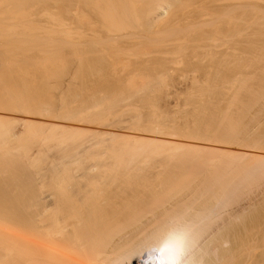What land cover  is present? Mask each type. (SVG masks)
I'll list each match as a JSON object with an SVG mask.
<instances>
[{
  "label": "bare ground",
  "instance_id": "obj_1",
  "mask_svg": "<svg viewBox=\"0 0 264 264\" xmlns=\"http://www.w3.org/2000/svg\"><path fill=\"white\" fill-rule=\"evenodd\" d=\"M216 1L0 0V109L102 126L132 112L122 133L0 116V264H141L176 214L204 264L264 263V234L259 258L245 246L263 214L240 231L247 211H231L250 185L264 187V14L252 0ZM190 16L212 27L194 30ZM170 49L186 56L183 75L199 72L185 76L176 109L162 100L163 76L175 74L162 54ZM49 151L57 157L47 165Z\"/></svg>",
  "mask_w": 264,
  "mask_h": 264
},
{
  "label": "rangeland",
  "instance_id": "obj_2",
  "mask_svg": "<svg viewBox=\"0 0 264 264\" xmlns=\"http://www.w3.org/2000/svg\"><path fill=\"white\" fill-rule=\"evenodd\" d=\"M219 1H220V0H219ZM219 1L217 0L216 3L218 2V3L220 4L221 2H219ZM227 1H228V0H226V2H227ZM229 1H230V0H229ZM232 1H233V0H232ZM239 1H240V0H239ZM246 1H247V0H246ZM249 1H250V0H249ZM253 1L255 2L254 4L258 6V7H257V10H258V11H256V12H257V13H260V12H261L262 14H264V13H263V12H264V11H263V9H264V7H263V6H264V0H252L251 2H253ZM218 3H217V4H218ZM235 3H237V1H235ZM219 4H218V5H219ZM221 4H222V3H221ZM223 4H224V2H223ZM261 7H262V8H261ZM259 9H260L261 11H260ZM54 11H56V10H54ZM221 11H222V8L219 10V12H221ZM259 11H260V12H259ZM256 12H255V14H256ZM223 13H224V11H223ZM223 13H222V14H223ZM261 13H260V14H261ZM39 14H41V15H40L41 17L43 16V14H42L41 12H40ZM260 14H258V15H260ZM217 15H218V14H217ZM206 16H207V15H206ZM206 16L204 15L202 18L205 19L204 17H206ZM218 16H220V15H218ZM43 17H44V16H43ZM190 17H191V18H192V17L194 18V16H190ZM190 17H189V19H190ZM195 17H196V16H195ZM207 17H209V19H210L211 16H207ZM257 17H259V16H257ZM193 18H192V19H193ZM202 18L200 17V19H201L200 21L203 22L204 25H202V23H199V22H198L199 20L196 21V19H198L197 17L194 18V20H193L194 22L196 21L195 23L192 22V21L190 20V23H191V22H192V24L194 23V25H192L191 28H193V26L196 28V26L198 25V23H199V26H197V27H202V28H204V27H206V28H207V27H209V28L212 27L211 22H208L209 24H207V23L205 22V20L202 21ZM211 18H212V17H211ZM260 18H261V17H260ZM209 19L207 18L206 21L209 20ZM244 19H245V18H244ZM244 19H243L242 21H245ZM210 20H211V19H210ZM210 20H209V21H210ZM242 21H241V22H242ZM69 22H71V23H70L71 26H74V25H75L73 21L70 20ZM186 22H189V21H186ZM190 23H188V24H190ZM205 23H206V24H205ZM200 24H201L202 26H201ZM210 24H211V26H209ZM190 25H191V24H190ZM205 25H208V26H205ZM195 28H193V29L195 30ZM199 29H201V28H199ZM199 29H198V30H199ZM196 31H197V29H196ZM248 31H249V30H248ZM216 41H217V40H216ZM220 41H223V40H220ZM220 41H217L218 45L216 44L217 47L214 46L215 49L218 48L219 45H220V47H221V45H223V44H226V46H227V43H229V41H227V43L223 41L224 43L222 42L223 44H220V43H219ZM212 44H214V43H212ZM229 45H231V42H230ZM212 46H213V45H211L210 47H212ZM224 46H225V45H224ZM210 47H209V46H208L207 48H206V47H203V49H207V51H208V50L210 51V49H211ZM227 47H229V46H227ZM227 47H226V49H227ZM201 48H202V47H201ZM224 48H225V47H224ZM215 49H214V51H217V50H215ZM218 49H219V48H218ZM221 49H222V47H221ZM221 49H219L218 51H220ZM170 50H171V49H170ZM170 50H167V52L164 51V53H163V51H162V54H165V55L167 56V55H169L170 52H171L170 56H168V57H170V59H171L170 63H172V65L169 64V66L172 67L175 71L173 72V69H171V68H169L168 70L171 69V70H170V73L173 72L172 74H174V73H175V74H174L173 76H167V75L163 76V77H167V78H165V79H168L167 82H168V84H170V86H169V85H168V86L166 85V90H167V92L170 91V93H168V94H169L168 97H167L168 94L165 95L166 97H164L162 100L165 99V100H164L165 103H167V105L170 104V107L173 105V106L171 107V108H173L175 105L178 104V105L180 106V104H181V102H180L181 99H180V98H181L182 95H183L182 92H184L183 90L187 87L186 84H188V82H189L188 80H186L188 77L186 78L185 76H187L188 74L193 73V72H195V74H197V73L199 74V72L196 73V71H193V72H192V71H189L190 73H188V71H186L187 74H184V75H183L182 73H184V70H182L183 68L180 70V67L183 66L182 64H184V66H185V63L181 62V60H182L181 58H183V57L179 56L180 51H177V50H176L177 52H175V49H174V50L172 49L173 51H172V50L170 51ZM212 50H213V48H212ZM224 50H225V49H224ZM173 52H174L175 54L178 53V55H177V54H176V55H173V54H174ZM203 52H204V54L206 53L205 51H203ZM152 53H153V52H152ZM152 53H151V54H152ZM154 53H155V52H154ZM154 53H153V54H154ZM157 53H158V56H157ZM157 53L154 54V55L157 56V57H163L162 54H160V52H157ZM181 54H182V52H181ZM204 54H203L202 56H205ZM207 54H208V53H207ZM207 54H206V56H207V58H209L208 56H210V55H207ZM165 55H164V56H165ZM182 55H183V54H182ZM155 56H154V57H155ZM166 56H165V57H166ZM172 56H173V58H172ZM174 56H175L177 59H176ZM177 56H178L179 58H178ZM185 57H186V56L184 55V58H185ZM192 57L194 58L195 61L198 59V57H196V56H195V57L192 56ZM200 57H201V56H199V59H200ZM184 58H183V59H184ZM193 58H192V59H193ZM195 58H196V59H195ZM211 58H212V57H210V59H211ZM175 59H176V60H175ZM178 59H179V60H178ZM210 59H209V60H210ZM212 59H213V58H212ZM172 60H173V62H172ZM174 60H175V61H174ZM177 60H178L179 64H181V65H179L178 62L176 63ZM200 60H202L201 62H204L203 59H202V57H201ZM204 60H207V59L204 58ZM183 61H185V60H183ZM210 61H211V60H210ZM180 62H181V63H180ZM208 62H209V61H206L205 63H208ZM173 63H175V65H174ZM209 63H211V62H209ZM176 64H178V65H176ZM173 65H174V66H173ZM205 65H206V64H204V67H205ZM207 65H208V64H207ZM179 66H180V67H179ZM174 67H175V68H174ZM176 68H179V69H176ZM176 70H178L177 72L180 73V76H178L179 73H177ZM179 70H180V71H179ZM182 71H183V72H182ZM168 73H169V71H168ZM176 73H177L178 75H177ZM166 74H167V73H166ZM181 74H182V76H181ZM169 75H170V74H169ZM163 77H162V79H164ZM169 77H171V78H169ZM178 77H180V79H179ZM176 78H177V79H176ZM160 79H161V78H160ZM165 79H164V80H165ZM181 79H182L183 81H182ZM169 81H171V82L169 83ZM172 81H173V82H172ZM179 81H180V82H179ZM184 81H185V82H184ZM186 81H188V82L186 83ZM181 82H182V83H181ZM172 83H173L174 85H176V86H174ZM177 83H178V84H177ZM180 83H181V84H180ZM185 86H186V87H185ZM168 88H169V89H168ZM170 88H171L172 90H170ZM176 88H178V89L180 90L179 94H177L178 92H176V91H179V90H177ZM175 90H176V91H175ZM172 91H174V92H172ZM181 91H182V92H181ZM171 93H173V94H171ZM175 93H176V95H175ZM170 94H171V95H170ZM181 94H182V95H181ZM176 96H178L179 98H177ZM180 96H181V97H180ZM174 97H175V98H174ZM129 98H130V100H129ZM129 98H128V101H130V103L133 104V106H136V105H137L136 107H138V106L140 105V104H139L140 101L138 102V104L136 103V102L138 101V99H137V101H136L134 97H129ZM131 98H133L132 100H134L135 102H132V101H131ZM166 98H167V100H168L169 103L166 101ZM171 98H172V99H171ZM174 99L177 100V101H175ZM179 99H180V101H178ZM171 100H172V101H171ZM164 101H163V102H164ZM161 102H162V101H161ZM163 102H162V103H163ZM172 102H173V104H172ZM175 102H176V103H175ZM74 103H75V102H74ZM74 103H73V104H74ZM127 103H128V102H127ZM130 103H128V105H126V106H129ZM134 103H135V104H134ZM165 103H164V104H165ZM174 104H175V105H174ZM178 105H177V106H178ZM73 106H74V108H76V107H77V104H74ZM126 106H125V107H126ZM131 106H132V105H130V107H131ZM177 106H175L174 108L176 109ZM179 106H178V107H179ZM185 107H186V106H185ZM126 109H127V108H125V110H126ZM128 110H129V109H128ZM128 110H126V111H128ZM121 111H122V110H121ZM126 111H124V113H123V111H122L121 115H120V113H119V114H118V117H117L118 120H121V121L123 122V124H121V121L119 122L118 120H116V122H118V123H120V124L116 123V125H106V126H105V125L102 126V124H100V123H98V124H97V123H91V122H89V123L87 122V123H86V121H82V120H74V119H66V120H64L63 117H60V118H59V117H46V118H44L45 116H44V117L41 116V115L35 116L34 114H29V113H27V114H24V113H23V114H22V113H20L19 111H16V112L13 111V110H10V111L8 110V111H7L6 109H4V111H3V109H0V116H3V117H5V118H6V117L11 118L10 116H12V117L14 118V116H15L16 118H14V119H16V120H17V119L19 120L20 117L22 118L23 116H25V117H27V118L34 119V120L37 121V122L39 121L38 123H41V122H42V123H44V125H45V124L48 125V124H50V123H55V124H57V125H59V124H60V125H62V124L64 125V124H65L66 126L69 124V125H75V127H81V125H82V126H84V127H82V128H88V129H91V128H92V129H96V130H100V129H101V130H103V129H104V130H107V129L109 128L108 130H111V131L113 130V131H115V132H121V133H122V132H124V131L126 130V129L124 130L125 127L123 128L124 124H125L126 122H127V124H128V121H129L128 119H130V115L132 114L131 111H129V112H131V113L126 112ZM11 112H13V113H11ZM119 112H120V111H119ZM125 112H126V113H125ZM3 114H4V115H3ZM124 114H125V115H124ZM126 114H127V115H126ZM6 115H7V116H6ZM128 115H129V116H128ZM116 116H117V115H116ZM124 116H125V117H124ZM17 117H18V118H17ZM42 117H43V118H42ZM13 118H12V119H13ZM21 118H20V119H21ZM50 118H51V119H50ZM117 118H116V119H117ZM121 118H122V119H121ZM14 119H13V120H14ZM57 119H58V120H57ZM59 119H60V120H59ZM123 120H124V121H123ZM72 121H73V122H72ZM75 121H77V122H75ZM81 121H82V123H81ZM17 122H18V124H17ZM17 122H14V124H13V122H12L13 127L15 128V130H16V129H19V130H20V129L22 128L23 125L21 124V122H19V121H17ZM15 123H16V124H15ZM90 123H91V124H90ZM19 124H21V125H19ZM87 124H88V125H87ZM113 124H114V123H113ZM117 124H118L119 126L122 125V126H120V127H122L123 129H122V128H119V129H121V130H119ZM16 125H17L18 127H17ZM63 125H62V126H63ZM19 126H20V127H19ZM116 126H117V127H116ZM125 126H126V124H125ZM16 127H17V128H16ZM19 130H17V131H19ZM101 130H100V131H101ZM125 132H128V131H125ZM136 133L138 134V132H136ZM136 133H135V134H136ZM141 135H145V136L149 137L150 134L147 135V133H145V134H141ZM154 135H155V134H153V136H152V134H151L152 137H154ZM158 135H159V136L156 135L155 137H158L159 139L162 138V140H163V137H164V140H165V139L167 140V139L169 138L170 141H173V139H174V140H176V141H183V142H185V143H187V142H189V143H191V142H192V143H197L198 145H199V144H201V145H206L207 143L209 144V142H210V141H209V142L206 143V141L202 142V141H200V140H199L200 142H197L198 140L196 141V140L193 139L194 141H192V139H191V140L188 139V138H187V139H186V138L182 139V137L179 138V137H177V136H175V137L170 136V137H169V136H167L166 134H164L163 137H162L163 134H162V135L158 134ZM165 135H166V136H165ZM89 137H92V136H89ZM176 137H177V139H176ZM90 139H95V138L93 137V138H90ZM169 139H168V140H169ZM90 141H91V140H90ZM87 142H89V140H88ZM212 142H213V141H212ZM215 143H217V142H215ZM208 144H207V145H208ZM214 145L217 146V147H222V148L224 147V149L227 148V147H226V146H227L226 144H222V145H221V143H220V145H219V144H214V143L212 144V143H211V145L209 144L208 146H214ZM223 145H224V146H223ZM225 145H226V146H225ZM234 146H235V147H234ZM237 148H238L239 150H244V149H245V147H244V148H243V147L241 148V146H237V145H235V144H233V146L229 144L227 149H231V150H235V149H236V150H238ZM31 149H32V150H31L30 152L33 151V153H35V154L38 153V152H36V151H38V146H37V145H33V147H31ZM52 153H53V151H51V153H50V151H49V152H48V155H45V156H50V157H48V158L45 157L46 160H47V165H49V164L52 163L51 160H55V158H53V156H54V157H57V153H56L55 151H54L53 155H52ZM35 154H34V155H35ZM49 154H50V155H49ZM39 155H40V154H39ZM39 155L37 154L36 157H38ZM41 156H42V155H41ZM51 156H52V157H51ZM39 158H40V157H39ZM51 158H52V159H51ZM46 160H45V162H44L45 164H46ZM48 160H49V161H48ZM50 161H51V163H50ZM48 163H49V164H48ZM45 164H44V165H45ZM4 172L6 173V175H7V173H9L8 170H7V172H6V171H4ZM5 173H4V176H2L3 178H4V177L7 178L6 175H5ZM9 174H10V173H9ZM2 175H3V173H2ZM260 183L264 185V182H260ZM255 185H257L258 187H260V186H259L260 184H253V186H255ZM253 186L250 185V187H249V188H250V191H249V189H247L251 194H249V192L245 193V194H247V195L244 194V195H245V198H243L242 200H244L245 202H243V201L240 199L238 202H234V203H232V204L234 205L235 208H234V207H231V208H232L231 211H234V209H235L234 212H236V210H238L239 212H242V211H245V210L247 211V212H242V214H243V213H244V214H247V215H245L246 217L248 216L247 219L245 218L246 221H245L244 218H243L244 215L242 216V214L240 213L239 215H241V216H242L241 218H243V219L240 218V219H241V220H240L241 222H240V221H239V217H238V220H236V221L234 222V225H236V227H238V228H239V226H237V224H238V225H241L242 223L245 224V225H249V227H251V226L253 227V226H254L253 229L256 228V227H257V226H256L257 224H254L252 221H253V219H256V222H257L258 217H259V216L257 217V215H260V212H261L263 215H260V217H259V221L261 222V221L264 220V218L260 220V218H262V217L264 216V212H262V210H264V209H263V208H264V204H263V201H264V187L261 186V187L263 188V190H262V188H258V187H256V186L253 188ZM251 187H252L253 190H254V189H256V190H254V191L251 190ZM257 189H261V190H257ZM261 191H263V194H262ZM245 192H246V191H245ZM252 192H254V193H252ZM256 192H257V193H256ZM260 193H261V194H260ZM248 194H249V195H248ZM249 196H250V197L252 196V197L250 198ZM255 196H256L257 198H256ZM243 197H244V196H243ZM246 197H247L248 199H246ZM253 197H254V198H253ZM245 199H246V200H245ZM253 199H254V200H253ZM257 199H258V200H257ZM247 200H248V201H247ZM261 200H262V201H261ZM240 201L243 202V203L240 204V203H239ZM246 201H247V202H246ZM249 202H250V204H249ZM235 203H236V204L239 203V205H240V208L238 207L239 209H236V208H237L236 206H239V205H236ZM251 203H252V205H251ZM233 205H231V206H233ZM241 205H242V206H241ZM249 205H250V207H248ZM254 205H255V206H254ZM261 205H263V206H261ZM243 206H244V207H243ZM245 206H246V208H245ZM241 208H243V209H245V210H242ZM259 208H260V210H259ZM249 209H250L251 211H250ZM257 210H259V211L257 212ZM238 211H237V212H238ZM237 212H236V215H237ZM239 212H238V213H239ZM249 212H250V213H249ZM255 212L258 213V214H256V218L253 216V215H255ZM248 213H249V214H248ZM253 213H254V214H253ZM250 214H251V215H250ZM245 216H244V217H245ZM261 216H262V217H261ZM249 217H250V218L252 217L253 219L251 218V219H252V220H251ZM238 221H239V223H237ZM243 221H244L245 223H244ZM259 221H258V222H259ZM249 222H252L254 225H253L252 223H249ZM256 222H255V223H256ZM263 222H264V221H263ZM263 222H261V225H262V226L264 225V224H262ZM247 223H249V224H247ZM251 224H252V225H251ZM250 225H251V226H250ZM258 225H260V223H258ZM255 226H256V227H255ZM262 226H258V227H260V229L262 230V228H261ZM236 227L234 226L235 231H236V229H237ZM241 227H242V226H241ZM241 227H240V228H241ZM258 227H257V228H258ZM240 228H239V229H240ZM239 229H238L237 232L243 234L242 232H240V231H242V229H240V231H239ZM253 229H252V231H253ZM258 230H259V229H257V231L254 230V232H256V234H255V238H253L254 242H253V241L251 242V240H252L251 235L248 236V234H247L248 237H251V238H250V239H251L250 242H249V240H248L249 238L246 237V239H247L246 242L248 241V242L251 243V244L253 243L252 245H254V247H256V246H260V245L262 244V242H263V241L261 242V240H263L262 238L264 237V236H263L264 233H262V232H264V231L259 230V232L261 231L262 235H260V236H261V239H258V238H260V236H256V235L259 234ZM263 230H264V226H263ZM254 232H253V233H254ZM257 232H258V234H257ZM250 233H252V232H250ZM253 233H252V234H253ZM253 235H254V234H253ZM253 235H252V236H253ZM262 236H263V237H262ZM257 237H258V238H257ZM256 239L259 240L261 243L259 244L258 241H257ZM231 241H232V240H231ZM231 241H229L228 243H229L230 246L233 245V247H234L235 243H238V241L234 240V243L232 242V244H231ZM255 241H257V242H255ZM248 242L246 243L245 246H246V247H247V246H250V247H249L250 249L252 248L253 250H255V253L253 252L252 255H250V256H251V257H252L253 255H255L256 257H257V256H261L260 254L264 251V248H263V245H264V244H263L262 246H260V247H256L257 249H256V248L254 249L252 245H248ZM254 243H258L259 245L257 244V245L255 246ZM229 245H228V246H229ZM236 245H239V244H236ZM236 245H235V246H236ZM231 247H232V246H231ZM237 247H238V246H236V248H237ZM236 248H233V249H236ZM258 248H259V249H260V248H263V251H262V249H261V251H260ZM252 249H251V250H252ZM253 250H252V251H253ZM252 251H251V252H252ZM256 251H257V252H256ZM258 252H260V253L258 254ZM256 254H257V255H256ZM250 256H249V257H250ZM256 257H255V258H256ZM252 258H253V257H252ZM252 258H250V259L248 258V259H249V260L247 261L248 264H250V262H251V264H252L253 262H255L254 264H259V263L261 264V262H260V261L258 262V260L256 261V259H255V261H253V262L250 261ZM257 258H259V257H257ZM253 259H254V258H253ZM257 262H258V263H257ZM263 264H264V263H263Z\"/></svg>",
  "mask_w": 264,
  "mask_h": 264
},
{
  "label": "clouds",
  "instance_id": "obj_3",
  "mask_svg": "<svg viewBox=\"0 0 264 264\" xmlns=\"http://www.w3.org/2000/svg\"><path fill=\"white\" fill-rule=\"evenodd\" d=\"M141 264H204L193 229L182 214L167 219L141 253Z\"/></svg>",
  "mask_w": 264,
  "mask_h": 264
}]
</instances>
